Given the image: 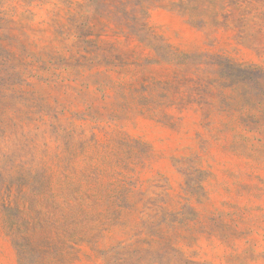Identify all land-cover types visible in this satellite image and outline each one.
<instances>
[{"label": "rangeland", "instance_id": "374dc122", "mask_svg": "<svg viewBox=\"0 0 264 264\" xmlns=\"http://www.w3.org/2000/svg\"><path fill=\"white\" fill-rule=\"evenodd\" d=\"M0 264H264V0H0Z\"/></svg>", "mask_w": 264, "mask_h": 264}, {"label": "trees", "instance_id": "16d2710c", "mask_svg": "<svg viewBox=\"0 0 264 264\" xmlns=\"http://www.w3.org/2000/svg\"><path fill=\"white\" fill-rule=\"evenodd\" d=\"M82 6V4H80ZM83 7V6H82Z\"/></svg>", "mask_w": 264, "mask_h": 264}]
</instances>
